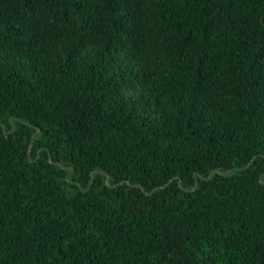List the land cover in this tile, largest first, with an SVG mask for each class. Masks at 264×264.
Masks as SVG:
<instances>
[{"label": "trees", "instance_id": "obj_1", "mask_svg": "<svg viewBox=\"0 0 264 264\" xmlns=\"http://www.w3.org/2000/svg\"><path fill=\"white\" fill-rule=\"evenodd\" d=\"M0 121V264H264V0H0Z\"/></svg>", "mask_w": 264, "mask_h": 264}, {"label": "water", "instance_id": "obj_2", "mask_svg": "<svg viewBox=\"0 0 264 264\" xmlns=\"http://www.w3.org/2000/svg\"><path fill=\"white\" fill-rule=\"evenodd\" d=\"M12 119H16V117H11V120H12ZM0 123H1L2 126H3V130H4V132H5L6 134H9L11 131H6V126H5V124H4L2 121H0ZM15 129H16V126L13 125V129H12V131L15 130ZM36 132H40V129L37 128V131H36ZM36 132L33 133V136H32V139H31L32 142H33V137H34V135L36 134ZM31 145H32V144H31ZM31 145H30V147H31ZM29 156H31V155L29 154ZM255 158H256V156H254V157L252 158L251 162H252ZM50 161H51L52 163H55V164L61 166L62 168H65V169H68V168H69V166H63V163H62V162H56V161H53V160L51 159V157H50ZM251 162H250V163H251ZM250 163H249V164H250ZM249 164H247L246 167L249 166ZM233 169L235 170V169H237V168H233ZM230 170H231V169H227V170H225V171H220V170L215 169V170L211 171L210 174H209L207 177H203V178H204V179H210L214 173H219V174H221V175H226V174H228V173L230 172ZM72 171H73V168L71 167V168H70V171L68 172V175H69ZM95 173H103V174H106V184H107L108 186H110V187H112V186H117V185H120V184L123 183V181H122V182H120V183H118V184L111 185V184H110V181H109V175H108L105 171L93 170V171L91 172V180H90V182H89L87 188L84 189L85 192H87V191L92 187V184H93V182H94V174H95ZM180 182H181V179H180L179 183H180ZM260 182H261L262 184H264V173L260 176ZM128 184H130V183L128 182ZM168 184H169V183H168ZM168 184H166V185H164V186L155 187L151 192H147L144 188H143V190H144L147 194H151V193H153V191H155L157 188H165V187L168 186ZM79 186H80V188H82L81 185H79ZM197 186H198V180L196 179L194 188H192V189H190V190H191V191L195 190V189L197 188Z\"/></svg>", "mask_w": 264, "mask_h": 264}]
</instances>
